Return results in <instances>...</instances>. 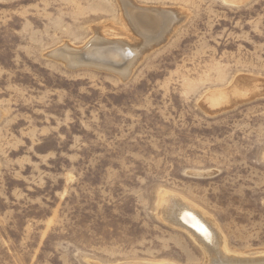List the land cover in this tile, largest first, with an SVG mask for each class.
<instances>
[{
    "label": "rangeland",
    "instance_id": "374dc122",
    "mask_svg": "<svg viewBox=\"0 0 264 264\" xmlns=\"http://www.w3.org/2000/svg\"><path fill=\"white\" fill-rule=\"evenodd\" d=\"M122 1L0 0V264H203L163 191L264 251V0H127L170 12L149 39ZM95 38L132 53L51 54Z\"/></svg>",
    "mask_w": 264,
    "mask_h": 264
},
{
    "label": "bare ground",
    "instance_id": "6f19581e",
    "mask_svg": "<svg viewBox=\"0 0 264 264\" xmlns=\"http://www.w3.org/2000/svg\"><path fill=\"white\" fill-rule=\"evenodd\" d=\"M122 2L124 5L125 19H127V21H129L133 27L134 26L136 27L138 25V30L142 32L145 37L149 39V37L150 38L153 37L152 35H156L153 34L155 30H156L155 32L166 30L165 33L166 32L168 33L169 29L171 28L170 27L171 16L169 15L170 12L168 13L167 11H165L164 16H162L161 18L162 20L160 21L159 24L156 17L152 15V11L136 8L137 6L136 7L135 5L133 6L131 3H129L130 1L127 2V0H124ZM165 35L160 39H158L157 41L159 42L161 40H164ZM152 40L150 41L152 42ZM127 45L128 44L123 40H118V41L116 40V41H112V43L110 42L106 43L104 42V40L101 39L99 40V38H95L88 41V43L85 46H83L82 49H75L69 46H65L63 47V50L61 49H60L61 51L54 50L51 54L54 57L62 59L65 62V64H67L69 67L72 68L79 65L83 66L85 63H87L83 61L84 59L82 56H85L88 59L99 62L100 61L104 62L105 59L107 61V59L110 58L113 59L114 62L118 63L117 62L118 59H124L125 57H127V52L132 53V50L128 48ZM77 52H80L82 56ZM137 52H135V54H137ZM131 63L134 62L132 61ZM89 64L87 63V65ZM97 65H104V64H97ZM121 65L123 66V64ZM129 70L130 69H128V67L126 66L121 69L119 74L124 76L127 73H130ZM246 80L247 79H245L244 81ZM238 91L239 90L235 89L234 95H236ZM221 100L222 98L220 95L216 102L219 103V101ZM157 202H158L157 205L158 218L162 222L167 224L169 227H171L173 230L187 236L195 245L198 246L199 250L203 255V259H204L203 264H264V251L254 254L249 253V255H243L242 253L238 254L231 251L227 247L226 241L223 237L224 235L222 236V233L218 230L219 228H217L216 225L214 224L213 222L214 220L210 218L211 216H209L208 213H206L201 208H199V206L191 203L190 201L184 199L181 196L169 193L167 191H163L160 193L159 201ZM116 264H175V263L131 261V262L116 263Z\"/></svg>",
    "mask_w": 264,
    "mask_h": 264
}]
</instances>
